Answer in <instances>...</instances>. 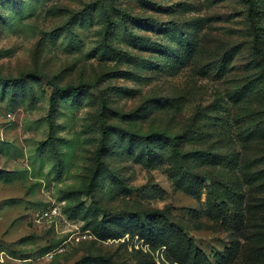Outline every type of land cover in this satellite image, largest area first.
<instances>
[{"label": "rangeland", "instance_id": "obj_1", "mask_svg": "<svg viewBox=\"0 0 264 264\" xmlns=\"http://www.w3.org/2000/svg\"><path fill=\"white\" fill-rule=\"evenodd\" d=\"M250 1L0 0V264H264V0ZM52 83L95 89L51 110Z\"/></svg>", "mask_w": 264, "mask_h": 264}, {"label": "trees", "instance_id": "obj_2", "mask_svg": "<svg viewBox=\"0 0 264 264\" xmlns=\"http://www.w3.org/2000/svg\"><path fill=\"white\" fill-rule=\"evenodd\" d=\"M250 4V0H247ZM87 8V7H86ZM91 8V7H90ZM120 11V16L121 19L123 20H128V21H144L140 18L131 16L129 14H127L125 11L119 10ZM250 15V13H249ZM80 16V15H79ZM83 16V15H81ZM251 16V15H250ZM145 22V21H144ZM254 44H257V38L256 36L254 37ZM14 80H10L9 82H12ZM52 93L50 95L49 98V103H50V109L53 110L57 100L60 97H64L67 95H77L83 92H88L91 90H94L95 87L92 85H88V84H79V85H67V86H58L54 83H52ZM97 93L99 94V98L101 100V104H102V115L104 116L105 114H109L110 112H114L112 110L111 107H109L107 105V101L103 95V91L98 90ZM112 126L110 125H106V124H102L101 127V132H100V143L97 147V149L95 150L94 153V167H93V171L92 174H90V176L88 177V183L85 186V189L83 191V194L85 195H91V191L92 188H94V185L98 182V178L101 176V170L102 167L104 166V161H103V156L105 155V152L108 151V143L110 142V130H111ZM127 136L131 137V138H138L141 141H145V143L147 142H152L155 139L156 135H147V136H143V135H136L134 133H126ZM158 136V135H157ZM158 139H155L154 141H156ZM170 144L173 148L174 153L179 156L180 160L183 161L184 160V154H182L177 147V143L175 140H173L172 138H170ZM198 154V153H197ZM158 217L155 216L154 220L157 219ZM154 231V227L151 226L150 231L147 233V235L149 236L150 233H152ZM100 260V259H99Z\"/></svg>", "mask_w": 264, "mask_h": 264}]
</instances>
